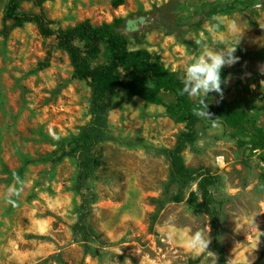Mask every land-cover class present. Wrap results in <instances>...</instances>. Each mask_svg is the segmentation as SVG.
Here are the masks:
<instances>
[{"label":"rangeland","instance_id":"374dc122","mask_svg":"<svg viewBox=\"0 0 264 264\" xmlns=\"http://www.w3.org/2000/svg\"><path fill=\"white\" fill-rule=\"evenodd\" d=\"M7 2L0 0V264H213L185 246L198 230L208 232L217 264L209 217L187 201L191 192L201 200L197 182L169 178L168 152L182 134L185 164L213 175L226 264H264V0L43 3L55 35L85 20L99 26L122 18L129 49L156 54L183 74L204 48L236 44L239 58L221 69L222 97L211 92L205 103L241 113L240 123L198 117L188 134L166 108L169 94L161 104L112 96L94 149L103 164L88 182L85 235L73 233L81 204L76 158L63 153L89 122V86L72 77L66 51L34 23L2 35ZM19 12L38 7L23 1ZM15 176L24 181L19 196L8 193L20 188ZM178 191L184 199L175 203L170 196Z\"/></svg>","mask_w":264,"mask_h":264},{"label":"trees","instance_id":"16d2710c","mask_svg":"<svg viewBox=\"0 0 264 264\" xmlns=\"http://www.w3.org/2000/svg\"><path fill=\"white\" fill-rule=\"evenodd\" d=\"M23 1L32 2L38 7V12H19ZM46 1L53 0H8L3 12L1 33L7 36L14 27L34 23L43 37L54 38L55 47L66 51L72 66V77L85 81L89 86V122L71 140L68 151L63 153L76 158L75 188L80 193L81 204L73 233L85 235L88 232L86 219L90 202L88 182L103 164V160L96 155L94 149L103 140V128L112 106V96L124 93L161 104L163 103L161 95L169 94L171 101L165 103L166 108L171 116L184 121L188 134L196 124L198 116L193 114L194 105L189 102L188 94H181L184 74L168 69L156 54L145 49H129L126 37L120 32L122 18L99 26H91L85 20L67 31H60L66 36H57L51 27L52 21L46 16L43 8ZM122 2L123 0H111L113 6H118ZM49 55L48 48L42 65H47ZM207 111L212 114L211 118L228 126L243 120L241 113H229L220 106H208ZM183 139L182 134L176 145L168 152L170 181L185 184L197 182L201 200L197 202L196 194L191 192L187 201L197 206L196 211L208 215L213 232V249L219 255L217 264H226L224 248L220 242L223 231L220 210L210 189L213 175L205 166L191 167L185 164L181 154ZM170 199L180 203L184 196L178 191L171 194Z\"/></svg>","mask_w":264,"mask_h":264},{"label":"clouds","instance_id":"9594fccd","mask_svg":"<svg viewBox=\"0 0 264 264\" xmlns=\"http://www.w3.org/2000/svg\"><path fill=\"white\" fill-rule=\"evenodd\" d=\"M235 27V24H233ZM236 44L225 46L223 49L204 48L201 54L196 57L186 68L182 77L184 87L181 94H188L190 97L195 98L193 107V114L210 120L211 113L207 111L208 105L205 103L207 95L211 92L223 95L221 85L225 83L221 79V69L224 66H231L238 62L239 58L234 55L236 52ZM264 83V82H262ZM216 120L213 122L215 125ZM15 180L20 184V188L8 190L9 195L19 196L23 190L24 181L19 176H15ZM173 234H169L172 238ZM211 240L208 232L198 230L191 234L185 240V246L193 251L199 253H206L208 257L213 258V264H216V255L208 251Z\"/></svg>","mask_w":264,"mask_h":264}]
</instances>
